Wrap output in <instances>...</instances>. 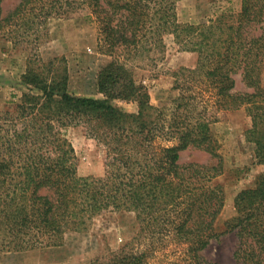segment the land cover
I'll use <instances>...</instances> for the list:
<instances>
[{"label":"trees","instance_id":"1","mask_svg":"<svg viewBox=\"0 0 264 264\" xmlns=\"http://www.w3.org/2000/svg\"><path fill=\"white\" fill-rule=\"evenodd\" d=\"M5 1L0 0V36L15 44L28 42L51 17L87 9L105 54L152 59L172 35L182 50L197 54V63L175 73L179 97L165 113L117 58L98 73L102 98L71 93L66 68L28 60L22 76L28 91L0 123V249L60 247L68 233L88 232L99 217L126 212L135 214L150 244L163 237L179 246L176 264H216L202 252L228 233L237 237L236 264H264V174L237 195L236 216L218 232L225 194L213 182L223 161L211 131L224 114L246 108L255 158L264 164V0H242L233 21L218 17L198 24L179 22L178 0H20L7 12ZM236 75L251 92L236 90ZM120 102L136 104L137 111H125ZM76 125L105 145L103 176L78 175L64 134ZM191 148L218 162L182 163V153ZM129 247L91 264L148 263L152 248Z\"/></svg>","mask_w":264,"mask_h":264},{"label":"rangeland","instance_id":"2","mask_svg":"<svg viewBox=\"0 0 264 264\" xmlns=\"http://www.w3.org/2000/svg\"><path fill=\"white\" fill-rule=\"evenodd\" d=\"M19 1L6 0L4 10L13 9ZM241 6L242 0H178L177 17L182 24H198L218 17L233 21ZM254 33L259 34L255 30ZM164 43V51L151 55L152 59L145 57V54L133 55L123 51L118 52L117 57L105 54L98 42L97 24L87 9H81L69 17H51L47 25L28 42L15 44L11 38L0 36V123L4 125V113H13L23 94L28 91V86L22 80L28 60L35 62L36 66L52 64L60 70L66 68L71 93L102 98L97 88L98 73L113 58H117L126 63L137 84L149 93L151 104L169 113L179 97V91L174 88L175 73L182 68H194L197 54L182 50L172 35H167ZM235 78L237 91H252L245 86L240 75ZM262 85L264 87V71ZM117 106L127 112L137 111V105L133 103L120 102ZM251 126V119L243 107L224 114L211 127L213 137L218 142V154L223 161V172L213 182L222 185L225 194V207L216 222V229L220 233L225 231L226 222L236 216L237 195L255 187L258 176L264 174V164L258 163L255 144L249 139ZM2 129L5 127L2 126ZM64 134L74 148L78 175L103 176L106 168V147L103 142L91 136L84 125L71 126ZM181 162L210 167L218 159L191 148L182 153ZM140 232L141 227L134 213H109L99 217L88 232L68 233L60 247L23 252L0 249V264H91L98 259L108 260L127 244L130 245L129 250L152 248L147 264H176L179 246L163 237H157L150 244ZM237 243L234 233L224 234L212 240L202 255L212 263L236 264L234 252Z\"/></svg>","mask_w":264,"mask_h":264}]
</instances>
